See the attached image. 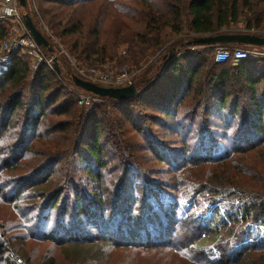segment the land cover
Masks as SVG:
<instances>
[{"label": "trees", "instance_id": "16d2710c", "mask_svg": "<svg viewBox=\"0 0 264 264\" xmlns=\"http://www.w3.org/2000/svg\"><path fill=\"white\" fill-rule=\"evenodd\" d=\"M34 1L23 14L80 66L165 53L135 77V97L92 110L62 57L59 73L21 53L0 70V264H125L157 250L264 264V57L216 64V48L238 45H186L242 17L264 32V0Z\"/></svg>", "mask_w": 264, "mask_h": 264}, {"label": "built area", "instance_id": "2783aa9c", "mask_svg": "<svg viewBox=\"0 0 264 264\" xmlns=\"http://www.w3.org/2000/svg\"><path fill=\"white\" fill-rule=\"evenodd\" d=\"M0 20H8L15 28L19 29V27H21L22 30L18 35L14 36L15 38H13V40L9 38L0 43V69L4 68L10 62L11 57L16 53H21L31 58L32 71L36 70L39 66H45L50 70H55L53 64L54 59L62 57L67 61L75 76L81 80L105 88H124L133 86L134 75L130 74L125 68L122 70L120 69L121 71L114 74L103 66H80L76 59L56 42L51 31L46 26H43L41 33L43 35L46 34L53 44L55 43L57 46L54 53H51L50 56L46 55L42 47L37 46L26 31L23 25L22 16L18 11L16 0H3L0 3ZM19 30L17 31L19 32ZM121 54L124 55L125 52L122 51ZM263 57L264 52H261L260 48L247 47L245 49H229L218 47L215 50L214 62L216 64H223L228 60H232L233 62L239 63L244 60ZM76 100L79 106L92 110L94 106L100 102V97L81 90L76 94ZM18 263L20 262L18 261Z\"/></svg>", "mask_w": 264, "mask_h": 264}, {"label": "rangeland", "instance_id": "374dc122", "mask_svg": "<svg viewBox=\"0 0 264 264\" xmlns=\"http://www.w3.org/2000/svg\"><path fill=\"white\" fill-rule=\"evenodd\" d=\"M3 0H0V3ZM28 1V7H29V11L32 14H35L36 10H35V1L34 0H27ZM16 4L18 7V11L20 13V15H23L22 12V8L19 7L18 2L16 0ZM246 19V18H245ZM243 17L238 21L237 24L234 25H230L228 28L224 29L223 31H225V33H230V34H250V35H262L264 36V32H260L259 30L252 28L250 30L246 29V20ZM33 21L35 23V27L41 32V30L43 29V26L47 25L41 21H38L37 17H33ZM9 23V22H8ZM10 24V30L7 36V40L10 38L13 40V38H15V35H18L22 30L21 27H19V29L15 28L13 26L12 23ZM14 28V29H13ZM19 30V32L17 31ZM18 32V33H17ZM52 34V32H51ZM46 35V34H45ZM52 36L55 38L56 42L65 49L62 41H60L59 39H57L53 34ZM241 46V45H238ZM235 46L233 48H247L246 46H241L238 47ZM54 47L55 50L57 49L56 44L54 43ZM165 49V48H163ZM161 49L159 52H157L156 54L153 55H146L145 58L137 65V66H133V65H116L115 62H111V63H107L105 65H103V67H105L106 69L112 71L114 74L121 71L123 68L127 69V71L134 75L133 79L135 80V77L139 75L140 71L147 66L148 64L154 62L157 58H159L162 54L165 53V51ZM195 50H197L198 48H194ZM230 49V48H229ZM257 50V49H256ZM124 51V50H122ZM121 51V52H122ZM261 52H264V47H262V49H260ZM120 52V56H125L122 55ZM125 52V51H124ZM97 67V66H95ZM121 69V70H120ZM1 70V69H0ZM72 72V69H71ZM161 179L163 180L164 177H161ZM259 234L260 236L263 235V231L261 230H256L254 235ZM44 251L43 247H39L37 248L36 252L37 254H42ZM126 258H128V260H125V264H186V262L184 260H182L180 257H178L176 254H173L171 252H166V251H162V250H157V252L153 251L152 253H134V254H127ZM18 261L20 262L19 259L16 260V262L18 263ZM21 264V263H18ZM109 264H119V259L115 260V261H111V263L109 262Z\"/></svg>", "mask_w": 264, "mask_h": 264}, {"label": "water", "instance_id": "95a60500", "mask_svg": "<svg viewBox=\"0 0 264 264\" xmlns=\"http://www.w3.org/2000/svg\"><path fill=\"white\" fill-rule=\"evenodd\" d=\"M20 8H23L26 4V0H17ZM23 25L34 40L37 46L47 50L48 53H53L52 48L49 46V42L43 36V34L34 26L31 18L28 14L22 15ZM241 45L250 47H264V38L249 34H221L209 37H199L186 43L191 47H211L215 45ZM171 56V54L169 55ZM54 69L59 73L57 60L53 61ZM72 83L80 90L91 93L100 98H110L113 100H127L137 95V90L134 86H128L124 88H105L97 86L90 82L79 79L78 77H72Z\"/></svg>", "mask_w": 264, "mask_h": 264}]
</instances>
